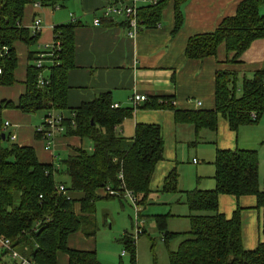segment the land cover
<instances>
[{"label": "trees", "instance_id": "16d2710c", "mask_svg": "<svg viewBox=\"0 0 264 264\" xmlns=\"http://www.w3.org/2000/svg\"><path fill=\"white\" fill-rule=\"evenodd\" d=\"M68 1L0 0V86L14 83L17 66L14 44L20 42L31 47L38 35L21 25L25 7L35 3L42 7H62ZM166 1L140 8L138 15L143 27L158 23L159 11ZM173 1L177 31L182 22L179 7L186 0ZM263 5L262 0H243L236 14L224 19L214 32L190 38L185 56L198 61L215 57L223 44L227 53H234L229 62L237 63L253 41L264 39V13L260 11ZM78 24L54 27V40L59 48L53 58H45L53 61L52 65L37 68L39 52H28L30 65L26 69L25 93L16 104L0 103V239L9 240L11 247L32 264H56L58 253L67 256V264H101L95 251L69 249L68 236L81 232L87 238L95 237L98 231L95 203L101 199L121 198L122 193L128 191L139 204V198L148 195L154 171L164 156V139L158 125L137 124L133 138L121 136L119 128L133 116L134 110L112 108L108 93L68 111V117H73L63 121L64 136L88 139L91 144L89 152L83 147L73 148L72 154L61 161L68 185L57 181L52 169L38 162L31 147L4 145L10 140L2 131L5 109L26 114L53 109L62 115L67 110L66 73L73 65L74 29ZM45 72H48L44 77L46 83L39 86V76ZM236 76L235 72H216L212 110L174 112L176 125L193 127L194 141L189 142L188 147L197 144L203 130L216 132L220 117L230 131L236 132L242 125L256 123L264 114V65L252 78L242 79L239 95L235 93ZM252 114L256 119L251 118ZM35 137L40 139L41 134L35 131ZM214 167V189L185 192L190 222L186 232L170 233L166 231V216L155 217L157 231L167 249L173 239L183 238L175 251H169L168 264H264V243L249 251L242 247L240 210L236 209L229 218L218 210L220 195L236 199L254 196L256 208L262 209L264 236V191L259 189L256 153L216 149ZM56 173L58 175L59 170ZM121 181L124 190L119 188ZM175 181L173 170L164 179L163 190L174 191ZM57 185L66 187L65 195L57 193ZM108 187L117 190L118 195L110 196L105 191ZM70 192L81 194V198H70ZM75 203L79 204V213L74 211ZM144 233L143 230L141 235ZM131 237L125 236L121 242L130 255L131 264H136V239ZM0 264L17 262L1 251Z\"/></svg>", "mask_w": 264, "mask_h": 264}, {"label": "crops", "instance_id": "0c3cea01", "mask_svg": "<svg viewBox=\"0 0 264 264\" xmlns=\"http://www.w3.org/2000/svg\"><path fill=\"white\" fill-rule=\"evenodd\" d=\"M242 1L186 0L179 7L182 22L176 31L174 1L167 0L157 17L156 23L158 22L160 27H156L157 24L141 27L136 35L120 17L102 19L101 26H93V18L101 16V11L109 0H69L62 7L27 5L21 25L31 31L33 21L39 19L41 29L34 45L31 46L34 47L33 50L20 42L14 44L17 56L14 83L11 86H0V103L18 102L25 93L26 69L30 65L28 52H40L45 50V47H51L54 43L53 28L69 24L73 17L79 24L74 29L73 65L66 73L67 110L63 111V115L68 117V111L82 103L93 101L101 94L108 93L111 105H117L118 109L132 108L130 97L134 93L145 96L148 100L140 104L133 116L122 123L119 132L122 137L131 139L137 124L158 125L162 131L165 151L166 143H180V138L186 136L189 131L188 126L176 125V110L214 108L216 72H235L236 82L240 76L242 82L243 78H252L253 73L263 67L264 39L253 41L237 63L229 62L234 53H227L223 44L218 47L215 57L198 61L185 56L190 38L214 32L224 19L236 14L237 6ZM260 11L264 13V5ZM49 62L45 59L43 65L50 66ZM47 75L48 72H45L44 77ZM160 98L169 102L160 104ZM198 102L200 106H197ZM34 114L36 113L26 114L15 109H5L2 112V122L9 123L5 133L15 137L14 140H9L14 142L13 144L31 147L38 162L49 166L57 178L56 170L61 169V161L72 154L73 148L83 147L82 140L75 136L58 135L47 149L42 139L35 137L36 128L39 126L34 122ZM217 131L212 132L214 136ZM219 150L232 149L226 147ZM59 154L62 155L61 158L57 156ZM69 196L75 200L81 198V194L76 192H70ZM218 203L219 212L227 218L231 217L236 209L240 210L241 243L244 250H253L259 243H264L261 228L262 209L256 208L254 196L236 199L220 195ZM74 211L79 213L78 203H75ZM182 226L185 229L179 230L186 232L190 227L189 219L188 224ZM94 238H87L81 232H76L68 236L66 245L71 250L95 251L99 261L101 258L98 251L85 240ZM179 244L180 242L176 243L175 249L171 251H175ZM67 261L66 255L57 254L56 264H67Z\"/></svg>", "mask_w": 264, "mask_h": 264}, {"label": "rangeland", "instance_id": "374dc122", "mask_svg": "<svg viewBox=\"0 0 264 264\" xmlns=\"http://www.w3.org/2000/svg\"><path fill=\"white\" fill-rule=\"evenodd\" d=\"M33 49L34 47H30V50ZM240 86L241 76L236 82V95H239ZM46 113L48 112L38 111L33 115L37 127L41 125ZM188 128L186 136L180 138V143H166L163 161L155 169L149 193L146 197L139 198V204L137 201L133 203L126 194L121 198L101 199L95 203L94 217L98 231L94 240H85L94 245L101 258L99 261L103 264H131L130 255L121 241L125 236L129 239L132 235L134 238L136 225L145 231L143 235L136 237V264H168L169 251L175 249V244L183 238L171 242L167 249L161 233L157 231L155 217L166 216V231L183 232L179 229H185L182 225L188 224L189 215L185 192L215 188L214 160L217 148L254 151L258 162L259 189L264 191V114L256 123L242 125L236 132L230 131L226 121L220 117L217 135L203 130L198 135L197 144L191 147H188V143L194 141L193 127ZM13 143L5 141L4 145ZM81 145L86 151L91 150L88 139H83ZM57 156L62 157L61 154ZM192 159H197L198 163L192 164ZM173 170L175 190L164 191V179ZM56 179L68 185V178L62 169H59Z\"/></svg>", "mask_w": 264, "mask_h": 264}, {"label": "built area", "instance_id": "2783aa9c", "mask_svg": "<svg viewBox=\"0 0 264 264\" xmlns=\"http://www.w3.org/2000/svg\"><path fill=\"white\" fill-rule=\"evenodd\" d=\"M158 3V0H109L108 4L105 6V8L101 11L100 17H94L92 24L95 27L101 26L102 19H113V18H123L125 22L127 23L128 27L133 30V34L136 35L139 31V28L143 27L142 20L139 18V10L140 8L147 7V6H153ZM35 7L40 6L38 3L33 4ZM78 22L76 18H71L70 23L74 24ZM156 27H160L159 24L156 25ZM41 29V20L36 19L33 21L31 26V32L34 34H37ZM54 29V28H53ZM59 48V43L54 40V43L51 47H45V50L40 51L39 54H37L38 59L35 62V66L37 68H42L43 61L45 58H53V53L56 49ZM53 61H50L49 63L52 65ZM46 70V69H45ZM43 70V72L45 71ZM47 71V70H46ZM46 82L44 81V74L39 76L38 79V85L43 86ZM148 99L145 96H140L136 93L132 94L130 97V102L132 103L133 107L132 109L135 111L139 108L140 104L146 102ZM166 102H169L167 99H159L160 104H167ZM201 104L198 102L197 106H200ZM112 108H118L117 105H113ZM73 117L71 115L68 117L69 119ZM65 116H63L60 113H56L55 110L51 109L48 111L46 117L43 118L41 125L36 128V131L41 134L40 139L44 142L46 148L48 149L51 146V141L54 139V137L58 135H64L65 132V126L63 125V121L65 120ZM252 119H256L255 114L251 115ZM72 125L73 122L71 121ZM9 127L8 122H4L2 126L3 132L7 130ZM8 137L10 140H14L15 137L11 134H8ZM193 164H197L196 159H192ZM120 180H122L121 175L119 176ZM119 188L124 190L123 182L121 181V184L119 185ZM57 193H61L65 195L66 193V187L63 185H57L56 186ZM110 196L118 195V191L111 189L110 187L106 188L105 190ZM126 194L130 200L135 203L134 196L128 192L124 191L122 193ZM136 233L134 235V239L136 237H139L142 234V229L137 227L136 225ZM0 247L2 252H7V256L12 261H16L17 264H32L30 263L25 257L20 255L15 249L11 247V244L9 240L6 239H0Z\"/></svg>", "mask_w": 264, "mask_h": 264}, {"label": "water", "instance_id": "95a60500", "mask_svg": "<svg viewBox=\"0 0 264 264\" xmlns=\"http://www.w3.org/2000/svg\"><path fill=\"white\" fill-rule=\"evenodd\" d=\"M1 138H2V140L4 141V140H5V135L2 134Z\"/></svg>", "mask_w": 264, "mask_h": 264}]
</instances>
